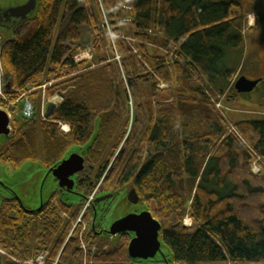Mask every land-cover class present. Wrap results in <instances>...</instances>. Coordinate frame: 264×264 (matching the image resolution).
<instances>
[{
  "label": "trees",
  "instance_id": "1",
  "mask_svg": "<svg viewBox=\"0 0 264 264\" xmlns=\"http://www.w3.org/2000/svg\"><path fill=\"white\" fill-rule=\"evenodd\" d=\"M100 1L113 31L125 28L136 39L134 52L115 38L120 63L108 61L114 54L100 34L98 0H39L37 15L1 44V64L13 87L55 74L47 93L64 91L50 119L40 117L34 93V115L13 119L12 132L0 145L1 164L15 170L40 160L46 169L70 147L86 144L99 120L96 138L83 153L92 183H86L82 198L67 203L55 194L35 212L15 198L3 199L0 249L17 259L47 251L44 264H80L78 240L67 236L86 197L99 182L98 193L132 183L160 223V239L175 264H264V117L234 122L239 135L228 132L196 80L227 91V99L241 95L233 84L238 69L225 57L228 49L243 47L250 9L241 0H123L131 6L125 12L119 0ZM112 12L129 15L131 22L118 26ZM86 30L92 34L94 67L73 59ZM147 42L166 47L171 42L169 53L160 54ZM58 122L69 131H61ZM251 149L263 161L256 173ZM92 215L88 207L84 218ZM186 216L190 225L183 223ZM88 241L99 248L95 264L133 262L128 238L112 246L89 232ZM0 264L22 263L5 255Z\"/></svg>",
  "mask_w": 264,
  "mask_h": 264
},
{
  "label": "rangeland",
  "instance_id": "2",
  "mask_svg": "<svg viewBox=\"0 0 264 264\" xmlns=\"http://www.w3.org/2000/svg\"><path fill=\"white\" fill-rule=\"evenodd\" d=\"M241 2L245 10L250 9L244 28V45L242 48L228 49L225 57L226 63L228 66L238 69L236 78L239 75L250 77L263 76V80L256 89L239 95L237 99H227V91L224 93V97L220 99L222 111L217 110V112L221 116V113L224 114L225 117L222 116V118L227 124L240 120H258L264 117V0H241ZM98 8L100 10L99 2ZM105 14L110 20L107 12ZM256 18H258V21ZM59 25H57L55 33L58 32ZM250 26L254 27L251 31H249ZM39 107L41 109V101L39 102ZM262 162L261 160L260 163ZM0 166V176L9 187V189L0 190V203L2 199L12 196L11 191L13 190L20 197L24 205L32 209L37 207L36 205L40 202L38 192L40 190L42 174L45 171L41 161L27 163L21 166V168L19 167L20 169L17 168L18 170H14L8 163L0 164ZM49 178L47 187L51 185V179ZM111 212V219L117 217L118 210L116 208H112ZM183 222L188 225L190 221L188 217H185ZM156 257L166 259L167 264H175L172 261L169 249L164 244L161 245V254L157 253ZM142 264H150V261L144 260Z\"/></svg>",
  "mask_w": 264,
  "mask_h": 264
},
{
  "label": "water",
  "instance_id": "3",
  "mask_svg": "<svg viewBox=\"0 0 264 264\" xmlns=\"http://www.w3.org/2000/svg\"><path fill=\"white\" fill-rule=\"evenodd\" d=\"M38 7H39V0H27L24 4L19 6V8L23 10V13L25 15H27V13L30 12V10H33L34 11L33 15H35L37 13ZM88 40H89V35H85L80 40V44L83 45L87 43ZM259 81L260 79L253 80V79H249L245 75H241L234 82V88L237 91V93H248L255 89ZM6 87L9 88L10 83H8ZM54 112H55V104L51 103L47 108L45 116L46 117L52 116ZM13 117H16V115H11L0 105V145L12 132ZM98 120L99 119L97 118L95 122L94 133L86 144H84L83 146L70 147L58 161H56L54 164L49 166L48 169L43 172L40 190L38 192L41 197V202L37 207L29 211L31 212L40 211L41 208L44 206L45 204L44 197H46L45 192L49 188L47 187L48 184L47 181H49L48 178L52 176L55 180H57L56 191L58 193L59 199L62 202H66V199H72V197L75 195L74 175L77 172L83 170L84 168L83 153L86 152L89 147H91L93 141L96 138L98 132ZM31 162H35V161H26L21 166ZM1 189H9V187L0 176V190ZM11 192H12V196L4 199L15 198L20 204H22L23 202L20 199V197L16 195V192L13 190ZM132 192L134 193L135 196L132 202L136 203L138 200V195L135 189H133ZM109 194L110 192L106 193L103 196H96L92 202L100 201L108 197ZM140 206L142 210L139 211L138 213H130L113 221L107 232L108 235L111 236H114L124 231H130L134 233V237L130 239L127 246L128 257L130 258L131 261L137 259L147 260L154 258L157 255V253L161 254V245L164 244L160 239V229H161L160 223L152 216L151 212L147 210L144 204ZM95 214H93L90 222V228L93 233H94V225L96 219ZM1 254L2 253L0 251V261H1Z\"/></svg>",
  "mask_w": 264,
  "mask_h": 264
},
{
  "label": "built area",
  "instance_id": "4",
  "mask_svg": "<svg viewBox=\"0 0 264 264\" xmlns=\"http://www.w3.org/2000/svg\"><path fill=\"white\" fill-rule=\"evenodd\" d=\"M123 0H119V5L121 8L125 10V12H128L131 10V6L125 4L122 2ZM99 4L102 5L101 1L98 0ZM114 15V21H118L119 23L117 24L118 26L120 25H129L131 22V17L127 14L122 15L120 18L116 15V12H112ZM100 27V34L104 37L105 40V47L107 50H110L113 52V57L109 60H116L117 62L120 63V55L118 54L117 48H116V43H115V38H121L123 39L126 43L132 46L133 51L137 52V48L135 47L136 39L131 36L130 34H127V30L125 28L120 29L119 33H115L112 29V23L111 19L109 20L107 17L103 16L101 23L99 25ZM148 33L151 34H156L154 30L148 29ZM160 35V33H159ZM147 46L151 47L152 49L156 50L160 54H168L169 53V47L171 46V42L169 43L168 47L159 45L156 43L152 42H147ZM73 59L75 62H81V61H88L90 65L96 66L98 63L94 62V55H93V46L92 44L85 45L83 48L78 49L77 52L73 55ZM196 80L198 81L199 85H201L202 89L205 91L211 102L213 103L214 107L216 110H221L222 104L221 100L224 97L223 93H220L216 90L210 89L207 84L202 81L200 78L196 76ZM55 82V74L47 76L43 81L39 84H34V83H29L27 84L24 88H18V87H13L12 89L9 90V92L6 91L5 85H6V80L4 78L1 62H0V102L2 105L9 111L12 110H18L19 107H21V115L25 118H31L34 113V103L33 100L30 98V95L34 92H37L38 95L41 97V109L42 113L44 112L45 108L47 107L48 103L52 102L55 105H59L61 103L60 98H56L57 94L48 97L46 92L47 89L54 84ZM160 86H165V84H160ZM64 92V91H63ZM10 94L16 95L15 98H11ZM223 117L224 114L221 113ZM221 116V117H222ZM230 123V122H229ZM228 123L227 130L228 132H233L236 135H239L237 133V130L235 129L234 124ZM59 128L63 132H68L69 131V126L66 123L63 122H58ZM245 143V141H243ZM253 152V159L251 160L250 166L251 170L253 172H258L261 169V160L262 158L255 154L254 151L251 149ZM95 190L91 193L89 196V200L92 199L94 196ZM88 205V202L85 204L82 212L80 215L77 217L75 220L73 227L68 234V238L72 235L73 231L75 228H77V240H78V247L80 248L82 252V259L80 264H95V258L98 255V247L95 244H91L88 241V223L85 222L83 219V212ZM47 252H41L39 253L36 257L34 258H29V259H24V260H18L14 258L13 256H9L12 260L18 262V263H23V264H44L45 263V258H46Z\"/></svg>",
  "mask_w": 264,
  "mask_h": 264
},
{
  "label": "flooded vegetation",
  "instance_id": "5",
  "mask_svg": "<svg viewBox=\"0 0 264 264\" xmlns=\"http://www.w3.org/2000/svg\"><path fill=\"white\" fill-rule=\"evenodd\" d=\"M26 1L27 0H0V49H1V44L3 43V40L5 38V35L9 36V38H12L13 32L16 28H18L23 23L31 20L37 15V13L33 15L34 12L33 10H30V12H28L27 15H25L23 13V10L19 8V6L24 4ZM246 77L253 80L260 79L257 86L263 80V76L250 77L246 75ZM257 86L255 87V89L257 88ZM47 169L48 168H46L45 171ZM50 179H51L50 180L51 185L47 190L46 197H44L45 204L50 202V200L54 198L55 194L58 196V193L56 191L57 180H55L53 176ZM74 179H75V184H74L75 195L72 197V199H66V202L69 203H75L77 202L78 198H82L83 193L86 189V183L87 182H89V184L92 183L89 174L86 173L85 170H81L77 172L74 175ZM79 183L82 184L83 186L81 190L76 189ZM133 189L135 188L132 186V183H127L123 187L118 188L117 190L109 191L110 194L108 195V197L97 202L96 201L92 202L90 204L92 214L96 213L93 235L96 238H98V240H100L101 242L112 246L113 245L122 246L124 243L123 240L125 238H128V243H129L130 239L134 237V233L130 231L120 232L114 236L108 235L107 233L111 226V223L116 219L130 213H138L139 211L142 210V208H140L141 207L140 205L143 202L140 200L139 196L136 203L132 202L133 198L135 197L134 193L132 192ZM109 192L101 191L100 193H97L96 196H103ZM40 202H41V197H40ZM40 202L38 203V205L40 204ZM20 206L27 210L32 209L24 205V203L20 204ZM112 208L113 209L116 208V210H118L117 217L113 219L110 218L112 215L111 212ZM156 256L154 258L147 259L146 261H150V264H166L167 262L166 259H163L162 257L157 258ZM143 261L144 260L142 259H137L134 260L132 264H142Z\"/></svg>",
  "mask_w": 264,
  "mask_h": 264
},
{
  "label": "bare ground",
  "instance_id": "6",
  "mask_svg": "<svg viewBox=\"0 0 264 264\" xmlns=\"http://www.w3.org/2000/svg\"><path fill=\"white\" fill-rule=\"evenodd\" d=\"M99 7H100V12H101L102 17H103V16L106 17V14H105V12H104L103 7H102L101 5H99ZM238 137H239V136H238ZM239 139H240V138H239ZM240 140H241V139H240Z\"/></svg>",
  "mask_w": 264,
  "mask_h": 264
},
{
  "label": "crops",
  "instance_id": "7",
  "mask_svg": "<svg viewBox=\"0 0 264 264\" xmlns=\"http://www.w3.org/2000/svg\"><path fill=\"white\" fill-rule=\"evenodd\" d=\"M235 122V121H234Z\"/></svg>",
  "mask_w": 264,
  "mask_h": 264
}]
</instances>
